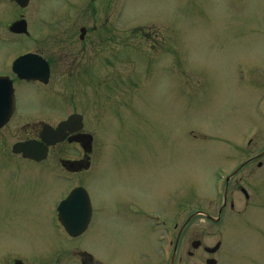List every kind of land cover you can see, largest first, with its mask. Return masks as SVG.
<instances>
[{"label": "rangeland", "instance_id": "rangeland-1", "mask_svg": "<svg viewBox=\"0 0 264 264\" xmlns=\"http://www.w3.org/2000/svg\"><path fill=\"white\" fill-rule=\"evenodd\" d=\"M92 1L93 10L91 0H33L21 10L0 0V35L8 34L7 26L21 16L34 34L50 28L55 35L72 19L94 12L114 19L109 29H170L174 65L155 63L128 43L112 53L117 63L112 61L111 72L118 70L119 61L127 62L128 70L135 69L133 82L107 83L100 72V82L77 85L67 78V69H56L43 89V121L60 120L75 104L85 116L86 129L94 133L102 170L86 185L97 209L96 223L78 240H70L61 229L55 236L54 225L41 223V215L51 218V211L39 207L42 198L43 205L54 202L46 191V169L12 155L23 133L10 126L0 132V158L8 157L0 165V248L21 252L26 264L53 261L49 256L42 261L37 254L56 243L86 249L101 264H171L174 244L189 217L199 209L218 217L223 192L218 193L222 184L217 174L222 169L228 173L239 162H234L232 144L264 142V128H254L263 125L261 109L264 115V0ZM58 10L70 16L55 23ZM162 40L168 54L167 37ZM131 43L138 45L137 40ZM22 45L23 38L16 37L13 57L21 54ZM40 49L32 45L29 50ZM158 51L149 53L155 57ZM10 52L0 50L1 67ZM100 56L96 66L104 64ZM40 102L38 93L22 92L18 113L38 115ZM63 152L83 154L58 147L51 157ZM17 178L22 182H15ZM249 183L255 190L249 204L240 193L229 192L228 202L236 206L226 208L220 224L194 217L180 240L175 264H206L209 255L202 251L188 256L196 240L210 247L222 242L214 257L219 264H264V170ZM53 187L56 192L57 185ZM152 216L160 222L156 231ZM71 255L64 264L79 261L78 254Z\"/></svg>", "mask_w": 264, "mask_h": 264}, {"label": "flooded vegetation", "instance_id": "flooded-vegetation-1", "mask_svg": "<svg viewBox=\"0 0 264 264\" xmlns=\"http://www.w3.org/2000/svg\"><path fill=\"white\" fill-rule=\"evenodd\" d=\"M6 1L16 4L13 1ZM88 6L91 8V10H93L95 7L93 2H89ZM69 16L70 15L68 14H60L58 18L54 19V22L58 23ZM22 17L23 16L18 18V20H21ZM109 24V16H105L104 18V16L96 15L94 12H92L86 16V19H72L71 21L67 22L66 28L62 31H55L57 33L55 35H51L49 33L51 32L49 30L50 28L43 29V31H41L39 34H34L30 30L29 34L27 35H16L8 30V34L0 35V50L3 52L7 51L9 53L12 47L13 52H15L16 37H24L23 40L26 44L24 45L25 47L31 48L32 45L35 47H40L41 49L36 51L28 49L24 51L22 55L27 53L37 54L38 56L42 57L45 62H47L49 69V77L46 81L47 83L45 84L43 81L39 80L28 81L20 79L15 74L13 69L14 57L12 59L9 57L8 62L4 63L2 67L0 66V77L9 78L8 80L12 81L15 96L17 98L15 112L8 123L0 129V132L8 129L10 126H13L21 130L23 133L22 138L18 141L31 139L40 140L44 125L50 124L53 127H57L62 122L67 121L72 115L80 114L77 108H75L74 104L71 113L64 116L60 120L47 123L43 121V89H46V87L51 83L53 76L55 75V71L58 68L67 69V78L70 77L71 83L77 85L79 83L100 82V77L97 78V75H100V72L104 74V82L107 83L110 81L112 83L118 82L119 84H126L129 81L133 82V79L135 78L133 77L135 72L133 70L135 69L130 67L131 69L128 70L129 67L127 62L119 61V67L117 66V71L119 72L116 71L114 74L111 72V63L114 56L112 53L114 52L117 54L122 50V47H128V43L130 41L137 40L138 45L131 47H136L138 52L140 51L142 53L159 50L158 52H161L158 54V58L160 59L159 62H164L165 40H162L164 37H167V43H169L167 46L168 66H170L171 63L172 66L174 65V56L172 54V41L174 36L171 30H167V34L164 33V30L144 28H137L133 30L125 29L118 31L117 29H109V27L107 28ZM101 41H103L102 49L104 48V50H101ZM86 53H89V55H85ZM100 53L103 54V60L105 61L104 64L102 63V66H96L95 63H99L101 61ZM113 62L117 63L115 61ZM45 64L46 63L43 62V65ZM105 67L107 71L105 70ZM42 74H45V69H43ZM4 88L8 91L7 84L4 86ZM31 90L34 93H38L41 101L38 115L18 113L17 107L19 104L20 94L22 92L29 93ZM83 117V125L77 123L73 125L71 129H67L65 131L66 138L64 141L51 149L52 151L54 148L58 147H73L79 152L82 151V156L67 155L66 152H63L60 156L55 158L49 156L47 159L41 162L32 161L34 163L43 164L44 168L46 169V191L48 192L47 194L52 196L51 198L54 200V202L52 201L49 205H43L42 198V202L39 204V207L42 210L44 208L45 210L48 209L51 211L48 214V216H51V218L48 219L47 215H41V223L43 224L45 222L46 226L48 224L50 226L54 225L56 227L55 228L53 226L54 229H57L59 226H61V223L57 219L58 217L54 219V213L57 215L58 206L56 203L58 201V196H60L62 201L76 188H84L88 191L92 205L89 228H91L96 223L95 219L97 209H95L93 204L92 196L88 186L86 185V180H95L97 171L102 170V161L99 159L98 162H96L95 136L92 131H88L86 129L87 125L85 122V116L83 115ZM32 120L36 121L32 122ZM259 127L264 128V119L263 125H260ZM91 128H96L94 121L91 125ZM256 148H259L257 152ZM236 149H239V153L237 154L238 157H242L243 160L226 176L224 196L227 197V204L223 203L221 207L223 210H225L227 207L232 210L235 209V203L232 200L230 203L228 202V194L231 191L240 193L245 199V204H249L255 191L254 186L252 184L250 185L249 181H251L259 171L264 170V142H254L250 140L246 142V146L236 147ZM20 157L24 159L22 156ZM7 158L8 157L0 158V165L6 164L4 160ZM49 161H53L52 164L54 166H50V163H48ZM237 177L238 180L234 183L235 188L231 189V182L237 179ZM247 180L249 181L246 182ZM14 181L22 182V179L17 178L14 179ZM53 184L57 185L56 192H53ZM41 192V196L43 197V188L41 189ZM191 223L192 219L185 223V225L179 231L178 238L182 237ZM80 238L82 237L70 239L78 240ZM197 241L199 242L197 243ZM178 246L179 243L175 246V255L177 254ZM191 247L192 250L188 251V256L193 257L198 251H202L204 254L209 255V257L206 259L207 264L209 259H215L214 256H216L221 251L223 245L221 244L218 251L212 255L207 253L206 249L208 247L205 246V244L200 240L193 241ZM71 254L79 255V264H100L99 262L95 261L94 256L91 253L74 246L64 248L63 243H56L55 245L50 246L46 245L44 248H42V253L37 255L40 256L42 261L43 258L47 259L48 256L49 259H53V261H50V263L47 262L48 264H64L65 256H73ZM25 259V255L21 252H15L11 248H0V264H26Z\"/></svg>", "mask_w": 264, "mask_h": 264}, {"label": "water", "instance_id": "water-1", "mask_svg": "<svg viewBox=\"0 0 264 264\" xmlns=\"http://www.w3.org/2000/svg\"><path fill=\"white\" fill-rule=\"evenodd\" d=\"M22 7H26L30 0H15ZM27 23L24 21L14 24L12 31H26ZM32 60H39L33 55H27L18 59L15 63V70L21 78L43 77L42 67L39 64L35 70L39 69L38 73H24L31 66ZM36 64V63H35ZM34 68V67H32ZM0 80V84H1ZM14 96L12 90L9 93H0V127L9 119L14 109ZM77 123L82 125V116L74 115L67 122L62 123L57 129L50 126H45L42 134V142L27 141L17 143L13 147L15 154H22L25 158L35 160H44L49 153V147L55 146L65 139V131ZM78 129V128H77ZM60 218L66 225V230L71 236H79L87 229L90 220V204L86 192L83 190H75L71 196L62 203L60 209ZM216 249L212 250V252ZM209 264H215V261H209Z\"/></svg>", "mask_w": 264, "mask_h": 264}]
</instances>
